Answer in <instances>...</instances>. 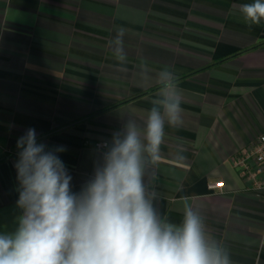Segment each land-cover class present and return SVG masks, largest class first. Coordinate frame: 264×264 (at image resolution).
I'll return each mask as SVG.
<instances>
[{
	"label": "crops",
	"instance_id": "0c3cea01",
	"mask_svg": "<svg viewBox=\"0 0 264 264\" xmlns=\"http://www.w3.org/2000/svg\"><path fill=\"white\" fill-rule=\"evenodd\" d=\"M252 2L0 0V231L22 212L19 137L34 128L38 143L64 146L78 193L98 145L127 121L143 128L167 69L182 112L178 125L165 123L161 159L148 169L156 206L179 223L187 197L231 264H264V199L233 162L264 133V21L241 11ZM121 29L124 64L110 43Z\"/></svg>",
	"mask_w": 264,
	"mask_h": 264
},
{
	"label": "clouds",
	"instance_id": "9594fccd",
	"mask_svg": "<svg viewBox=\"0 0 264 264\" xmlns=\"http://www.w3.org/2000/svg\"><path fill=\"white\" fill-rule=\"evenodd\" d=\"M246 21H264V0L241 7ZM121 29L110 43L114 58L127 63ZM141 75H146L144 65ZM159 98L143 128L127 121L97 147L93 173L78 193L58 153L37 142L34 128L17 140L22 210L14 230L0 231V264H231L228 250L207 233L187 197L179 223L162 217L159 193L148 175L161 159L165 123L181 122L178 78L159 74Z\"/></svg>",
	"mask_w": 264,
	"mask_h": 264
},
{
	"label": "built area",
	"instance_id": "2783aa9c",
	"mask_svg": "<svg viewBox=\"0 0 264 264\" xmlns=\"http://www.w3.org/2000/svg\"><path fill=\"white\" fill-rule=\"evenodd\" d=\"M235 166L243 170L244 175L252 177L256 182V188L261 193L264 199V133L255 137L251 146L242 151L241 155L233 159ZM250 162H253L256 169L251 170ZM260 179H257L258 176ZM224 182L220 181L211 184V187H222Z\"/></svg>",
	"mask_w": 264,
	"mask_h": 264
},
{
	"label": "trees",
	"instance_id": "16d2710c",
	"mask_svg": "<svg viewBox=\"0 0 264 264\" xmlns=\"http://www.w3.org/2000/svg\"><path fill=\"white\" fill-rule=\"evenodd\" d=\"M51 132H54V131H51ZM50 134V133H49Z\"/></svg>",
	"mask_w": 264,
	"mask_h": 264
}]
</instances>
